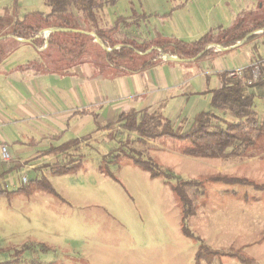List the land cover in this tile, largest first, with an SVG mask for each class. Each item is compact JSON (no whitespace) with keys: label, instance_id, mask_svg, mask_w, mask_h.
<instances>
[{"label":"trees","instance_id":"obj_1","mask_svg":"<svg viewBox=\"0 0 264 264\" xmlns=\"http://www.w3.org/2000/svg\"><path fill=\"white\" fill-rule=\"evenodd\" d=\"M18 1L14 0V5L0 14V65L17 50L29 46L38 54L37 60L29 65L37 75L67 76L74 68L84 65L91 66L95 73L134 74L162 63L213 61L222 52L232 50L244 41L243 44H249L264 34V0H258L253 8L243 10L229 27L219 26L191 42L166 38L161 34L152 39L143 38L142 24L148 23L152 17H169L172 13L159 16L133 12L131 16H118L113 24L101 25V12L115 7L121 0H45L50 8L48 13L32 11L24 14ZM65 29L76 31H63ZM49 31L46 36L45 32ZM167 56L176 57L180 62L166 60ZM260 73L261 77L254 79V66L246 68L242 77H231L230 72L220 73V87L210 91L212 110L201 111L191 121L181 124L160 112L149 110L124 112L111 124L98 123L99 114H94L97 130L110 131L107 135L109 144L111 146L114 142L115 145L103 156L101 172L116 180L109 165H119L122 159L127 158L134 166L148 172L151 178L168 184L180 203L183 234L194 238L199 245L195 252L196 264H214L222 257L236 259L240 264L258 263L241 251L211 248L189 228L188 221L195 216L196 207L188 189L204 192V178H175L171 170L164 169L154 158L144 157L140 151L130 147L133 143L130 134H135L140 144H164L177 154L196 159L263 156L264 114L257 111V97L264 99V63L260 66ZM119 130L129 133L125 140L118 139ZM79 143V139L68 140L51 147L48 152L67 154ZM68 158L47 164L44 168L53 176L72 175L84 169V157L80 156L77 161H69ZM4 174L0 176V198L12 199L21 193L42 192L63 199L44 176L32 178L19 188L9 189L1 183ZM204 180L264 190V183L259 185L247 178L218 174ZM33 245L30 243L16 249L11 254L12 260L0 264H22L24 252L31 250Z\"/></svg>","mask_w":264,"mask_h":264},{"label":"rangeland","instance_id":"obj_2","mask_svg":"<svg viewBox=\"0 0 264 264\" xmlns=\"http://www.w3.org/2000/svg\"><path fill=\"white\" fill-rule=\"evenodd\" d=\"M158 1L160 5H170L178 0H121L101 12V25L113 24L117 16H128L133 11L150 13L147 4L157 5ZM18 3L22 14L50 11L45 0ZM13 5L14 0H0V14ZM195 5L188 4L184 14L191 15ZM197 14H201L199 9ZM172 23L178 27L177 22ZM147 32L152 34L149 29ZM31 50L34 49L24 46L16 55L26 56ZM263 101L257 97V111L261 114ZM205 109L212 110L209 105ZM128 135L118 131V139L125 140ZM130 138V147L144 157L154 158L175 178L200 180L221 174L264 183V154L256 161L196 159L179 155L164 144H140L135 134H130ZM98 141L99 149L105 152L109 139L100 137ZM93 155L96 160L87 157L83 163L87 170L54 179L53 185L64 200L42 192L0 198V263L12 260L16 249L32 243L31 250L24 252L22 264H195L199 245L180 231V203L170 186L151 178L127 158L119 165H109L116 180L111 179L100 167H91L101 165L104 153ZM69 157V161H77L80 155L72 152ZM29 173L19 170L18 176L20 180L34 176ZM204 179V192L188 189L196 207L195 216L188 221L189 228L212 248L241 251L264 264V190ZM220 262L240 264L226 257L214 264Z\"/></svg>","mask_w":264,"mask_h":264},{"label":"crops","instance_id":"obj_3","mask_svg":"<svg viewBox=\"0 0 264 264\" xmlns=\"http://www.w3.org/2000/svg\"><path fill=\"white\" fill-rule=\"evenodd\" d=\"M159 2L147 4L150 13L133 11L159 16L172 13L169 17H152L142 24L143 38L152 39L161 34L191 42L219 26L229 27L237 15L253 8L258 0H178L176 4L171 1V6ZM192 3L197 5L186 16L185 10ZM198 9L201 14H197ZM19 51L0 65V176L5 173L1 183L14 188H19L26 177L20 180L19 170L32 173L34 176L29 180L44 176L53 185L57 176L47 174L45 165L62 161L72 152L79 153L84 160L87 157L96 160L94 152L105 155L110 146L104 147L105 152L100 150L98 139L107 138L110 131L97 130L95 113L99 114L97 122L101 124L115 123L120 114L132 110L157 111L176 124L191 121L199 112L207 111L208 105L211 108L210 91L220 87V73L245 71L264 63V34L249 44L226 51L227 54L222 52L213 61L162 63L134 74L95 73L91 66L84 65L74 68L67 76L37 75L29 67L37 60V52L16 55ZM73 139H79L80 143L67 154L48 152L51 147ZM2 147L7 148L10 162L4 160ZM91 167L98 170L100 165ZM179 228L181 231V225Z\"/></svg>","mask_w":264,"mask_h":264},{"label":"built area","instance_id":"obj_4","mask_svg":"<svg viewBox=\"0 0 264 264\" xmlns=\"http://www.w3.org/2000/svg\"><path fill=\"white\" fill-rule=\"evenodd\" d=\"M243 75V70L242 69H236L233 71H230V76L231 77H242ZM259 77H261V73H260V66L259 65H254V79H258ZM264 79V76H263ZM250 83V82H248ZM2 155L5 161L10 162V155L7 151L6 147H2ZM28 183V179L27 177L23 178V184Z\"/></svg>","mask_w":264,"mask_h":264},{"label":"water","instance_id":"obj_5","mask_svg":"<svg viewBox=\"0 0 264 264\" xmlns=\"http://www.w3.org/2000/svg\"><path fill=\"white\" fill-rule=\"evenodd\" d=\"M51 31H54V30H51ZM51 31H49L48 33H50ZM63 31H66V32H71V31H76V30H69V29H65ZM245 42V41H244ZM244 42H241L240 44H243ZM220 50H227V49H224V48H220ZM166 60H171V61H176V62H180V59L176 58V57H166Z\"/></svg>","mask_w":264,"mask_h":264}]
</instances>
